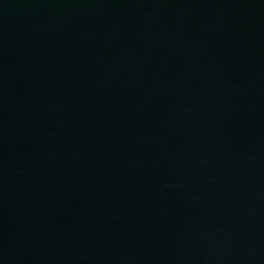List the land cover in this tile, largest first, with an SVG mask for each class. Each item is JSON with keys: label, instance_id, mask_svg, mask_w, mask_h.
Wrapping results in <instances>:
<instances>
[{"label": "water", "instance_id": "water-1", "mask_svg": "<svg viewBox=\"0 0 264 264\" xmlns=\"http://www.w3.org/2000/svg\"><path fill=\"white\" fill-rule=\"evenodd\" d=\"M0 264H264V0H0Z\"/></svg>", "mask_w": 264, "mask_h": 264}]
</instances>
